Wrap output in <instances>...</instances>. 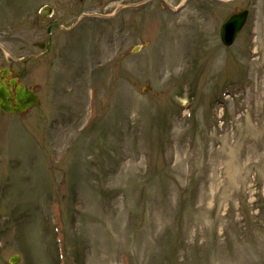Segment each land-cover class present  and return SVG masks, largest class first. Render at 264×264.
<instances>
[{
	"label": "rangeland",
	"instance_id": "rangeland-1",
	"mask_svg": "<svg viewBox=\"0 0 264 264\" xmlns=\"http://www.w3.org/2000/svg\"><path fill=\"white\" fill-rule=\"evenodd\" d=\"M44 3L86 13L46 53ZM7 66L41 103L0 110V264H264V0H0Z\"/></svg>",
	"mask_w": 264,
	"mask_h": 264
},
{
	"label": "water",
	"instance_id": "water-1",
	"mask_svg": "<svg viewBox=\"0 0 264 264\" xmlns=\"http://www.w3.org/2000/svg\"><path fill=\"white\" fill-rule=\"evenodd\" d=\"M245 19V12L242 11L240 13L231 14L228 16L226 21L222 26V38L225 43H231L239 28L243 24ZM7 73V70L4 71V74ZM11 83H15V80H12ZM18 97L16 98V103L19 104L18 107L11 106V100L9 96L11 94L10 90L6 88L5 83H0V106L4 110L8 111H21L26 108L28 105L35 104L39 99L27 94V92L23 89V87H18ZM28 97L29 100L27 102H23V98ZM17 257H13V261L15 262Z\"/></svg>",
	"mask_w": 264,
	"mask_h": 264
},
{
	"label": "flooded vegetation",
	"instance_id": "flooded-vegetation-1",
	"mask_svg": "<svg viewBox=\"0 0 264 264\" xmlns=\"http://www.w3.org/2000/svg\"><path fill=\"white\" fill-rule=\"evenodd\" d=\"M70 9H72L71 7H70ZM33 13L34 14H36V11L34 10L33 11ZM55 13V12H54ZM80 13H82V12H79V13H77V14H80ZM52 17V16H51ZM51 17H44V16H41L40 17V19H39V21L41 20V26L42 25H44V27H41V26H39L40 28H41V30L42 29H44L45 30V32L47 33V35H49V31L51 30V35H52V42H51V44L49 45V46H47V43H48V39H49V37H48V39L47 40H45V41H42L43 42V45H44V47H42V46H40V47H42V52L43 53H46V52H49L51 49H52V43H53V31H54V29H59L60 31L59 32H62L63 34H69V33H71L72 32V30L74 29V27H68V26H63V27H60V25L61 24H63V23H61V22H59V21H51L50 20V18ZM36 21H35V24L32 26V29H36ZM61 33V34H62ZM56 34H58V33H56ZM62 34V35H63ZM72 34H73V32H72Z\"/></svg>",
	"mask_w": 264,
	"mask_h": 264
}]
</instances>
